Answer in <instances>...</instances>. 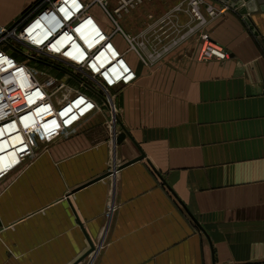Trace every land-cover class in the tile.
I'll return each mask as SVG.
<instances>
[{
    "label": "crops",
    "instance_id": "1",
    "mask_svg": "<svg viewBox=\"0 0 264 264\" xmlns=\"http://www.w3.org/2000/svg\"><path fill=\"white\" fill-rule=\"evenodd\" d=\"M38 1L0 0V27ZM206 3L227 9L211 18L203 5L200 24L188 0L162 15L136 8L117 33L89 9L136 81L113 89L114 112L96 98L94 115L0 182V264H75L99 242L111 198L95 264H264V11ZM203 37L229 59L200 61Z\"/></svg>",
    "mask_w": 264,
    "mask_h": 264
},
{
    "label": "built area",
    "instance_id": "2",
    "mask_svg": "<svg viewBox=\"0 0 264 264\" xmlns=\"http://www.w3.org/2000/svg\"><path fill=\"white\" fill-rule=\"evenodd\" d=\"M141 3V0H116V6L111 9L109 0H91L89 5L81 0H39L15 25L0 27V182L10 173L22 169L40 147L74 132L94 115L101 107L96 98L114 112L112 90L134 83L136 74L112 42L111 35L103 30V39L94 44L100 35L89 29L80 36L78 28L94 19L89 9L99 6L113 23L114 33L121 32L117 18ZM188 4L200 24L205 23L201 12L203 5H207L211 18L227 9L217 12L206 0H188ZM38 21L45 25L31 30ZM65 35H76L78 43L71 40L62 46L61 39ZM42 38L44 40L38 42ZM111 48L116 52L113 61L101 66L97 58L103 53L113 55ZM198 59L225 61L229 55L217 43L203 37ZM94 62L100 65L98 71L92 66ZM34 63L44 64L47 69L39 71ZM115 66H119L125 76L117 77L115 72H110ZM106 71L110 78L105 75ZM70 84L80 86L81 91ZM31 116L37 122H31ZM108 130L111 141L121 134L116 117L108 124ZM11 153L14 161L8 156ZM116 207L111 198L107 203L102 234L87 256V264H95L106 245Z\"/></svg>",
    "mask_w": 264,
    "mask_h": 264
},
{
    "label": "rangeland",
    "instance_id": "3",
    "mask_svg": "<svg viewBox=\"0 0 264 264\" xmlns=\"http://www.w3.org/2000/svg\"><path fill=\"white\" fill-rule=\"evenodd\" d=\"M114 1L116 3V0H109V3L111 5V9L113 8L112 5L114 3H112V2H114ZM141 1H142V3L138 7H136L137 8V10H136L137 12L142 13V15H145V14L149 15V14H152V13H158V14L162 15V14H164L165 12H167L171 8V1H173V0H141ZM93 13H94L96 19L106 29L112 30V27H113L112 22L110 21L109 17L106 15V13L99 6L98 7L95 6L93 8ZM162 25H165V24H162ZM117 39H121V37L118 36ZM123 48H124V50H126L127 49V45L124 44ZM23 53L29 54L26 51H23ZM21 57L23 58V56H21ZM21 57H17V59L19 61H23L21 59ZM33 66L36 67L39 71H44L45 69H47L46 65L41 64V63H34ZM70 86H72L76 90L81 91L80 88H79L80 86H78V85L70 84ZM112 94H113V90H112ZM87 262H88V259H86L85 261L81 262V264H87Z\"/></svg>",
    "mask_w": 264,
    "mask_h": 264
},
{
    "label": "bare ground",
    "instance_id": "4",
    "mask_svg": "<svg viewBox=\"0 0 264 264\" xmlns=\"http://www.w3.org/2000/svg\"><path fill=\"white\" fill-rule=\"evenodd\" d=\"M42 25H45V23H43L42 21H38L37 23H35V25L33 26V27H31V30H34V29H39ZM99 24H97V22H96V20L95 19H89L88 21H87V23L86 24H84L81 28L79 27L78 28V33H80L79 35L80 36H82V33H84V31L85 30H89V29H92L93 30V34H95V35H100L98 38H96V40L94 41V44L95 43H98L101 39H103V34L104 33H102V31H103V29H101L99 26H98ZM94 37H96V36H94ZM78 39H79V37L77 38L76 37V35H73L72 37L71 36H68V35H65V36H63L62 37V39H61V42H62V46H66L67 45V43L69 42V41H71V40H73V41H77V43H78ZM44 39L42 38L41 40H39L38 42H41V41H43ZM111 50L113 51V55H109L108 53H103L102 55H100L98 58H97V62L99 63V64H101V66H104V65H106L108 62H110V61H113V59H114V57L113 56H115V54H116V52L111 48ZM97 62H94V64H92V66L94 67V69L96 70V71H98L99 69H100V65L97 63ZM114 63V62H113ZM112 63V64H113ZM111 64V65H112ZM127 66V65H126ZM111 72V71H110ZM122 75H124L125 76V72H124V74H122ZM122 75H116L117 77H121ZM31 122H33V123H35V122H37V119L36 118H33V116H31ZM12 155H14L13 153H11V154H8V156H11V157H13L12 159H13V161H14V156H12ZM15 161H16V159H15Z\"/></svg>",
    "mask_w": 264,
    "mask_h": 264
},
{
    "label": "water",
    "instance_id": "5",
    "mask_svg": "<svg viewBox=\"0 0 264 264\" xmlns=\"http://www.w3.org/2000/svg\"><path fill=\"white\" fill-rule=\"evenodd\" d=\"M221 3L225 4V5H230L231 7H233L234 9H240L242 8V6H244L245 4H247V7L248 9H244L242 8L241 9V12L243 14H248L249 12H254V8L253 6H255V4L257 3L259 6H261V10L264 11V0H220ZM251 10V11H250ZM247 25L250 27L251 31H253L255 33V30H254V27L253 25L251 24L250 22V19L247 18L245 19ZM256 34V33H255ZM127 136V133L126 131L123 129V132L119 135L118 139H117V142L119 144H121L123 142V140L126 138ZM142 157H140V159H142ZM140 159H137V160H140ZM136 161H132V162H129L125 165H123L122 167H120L121 169L122 168H125L127 167L128 165H131L132 163H134ZM108 176H110V173H106L105 175H103L102 177L96 179L95 181H93V183L97 182V181H100L104 178H107ZM94 250V246L91 245L90 247V250L88 251V253H86L83 257H81L75 264H80L92 251Z\"/></svg>",
    "mask_w": 264,
    "mask_h": 264
}]
</instances>
